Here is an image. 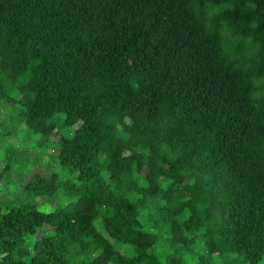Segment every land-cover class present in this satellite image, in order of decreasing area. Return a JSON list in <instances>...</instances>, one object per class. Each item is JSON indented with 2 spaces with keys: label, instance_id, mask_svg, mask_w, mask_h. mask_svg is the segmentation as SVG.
<instances>
[{
  "label": "trees",
  "instance_id": "trees-1",
  "mask_svg": "<svg viewBox=\"0 0 264 264\" xmlns=\"http://www.w3.org/2000/svg\"><path fill=\"white\" fill-rule=\"evenodd\" d=\"M0 112L40 146L74 127L76 173L23 184L62 206L0 207V264L263 257L264 0H0Z\"/></svg>",
  "mask_w": 264,
  "mask_h": 264
},
{
  "label": "rangeland",
  "instance_id": "rangeland-1",
  "mask_svg": "<svg viewBox=\"0 0 264 264\" xmlns=\"http://www.w3.org/2000/svg\"><path fill=\"white\" fill-rule=\"evenodd\" d=\"M1 111L5 113L6 108H2ZM2 112H0V123L8 128L10 133L2 135L0 139V167L9 164L10 169L0 177V207L3 208L8 204L24 207L31 205L40 210L49 211L62 206L66 203L67 198L62 197L61 193L33 198L28 195V191L23 188V184L36 172L45 176H49L53 171L59 172V180L61 181L66 178L75 179L76 173L62 172L61 165L55 159V155L58 153L57 137L60 134L68 137L72 136L74 127L68 125L60 127L59 132H52L50 143L40 146L36 143V134L26 132L18 121L8 120ZM63 118L64 113L61 112L56 122L60 123ZM23 171L25 173L29 172V174L23 175ZM150 210L151 208L148 207L147 210L141 211L139 217L145 228L156 232L157 228L151 224V218L147 215V211ZM40 233L41 229L34 236H38ZM166 239V235H160L161 243L155 246L156 252L160 251L163 245H167ZM124 245L126 246V244ZM132 252L134 253V250ZM218 261L219 259H217ZM253 264H264V255L257 263Z\"/></svg>",
  "mask_w": 264,
  "mask_h": 264
}]
</instances>
